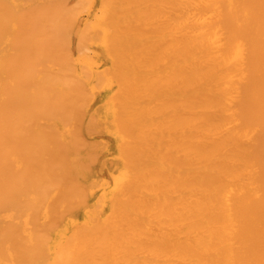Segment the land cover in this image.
<instances>
[{
	"label": "bare ground",
	"instance_id": "1",
	"mask_svg": "<svg viewBox=\"0 0 264 264\" xmlns=\"http://www.w3.org/2000/svg\"><path fill=\"white\" fill-rule=\"evenodd\" d=\"M0 264H264V0H0Z\"/></svg>",
	"mask_w": 264,
	"mask_h": 264
}]
</instances>
